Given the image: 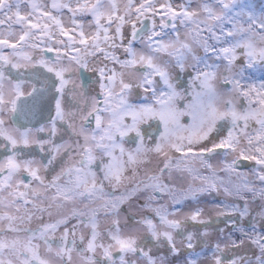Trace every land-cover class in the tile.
Masks as SVG:
<instances>
[{"label": "snow or ice", "instance_id": "snow-or-ice-1", "mask_svg": "<svg viewBox=\"0 0 264 264\" xmlns=\"http://www.w3.org/2000/svg\"><path fill=\"white\" fill-rule=\"evenodd\" d=\"M200 11L204 14L203 18H200ZM200 11L190 10L184 5L178 10L171 0L162 3L160 0H127L123 9L118 0H51L50 3L44 0H0V140L6 142L5 149L10 146L12 150L10 155L0 159V209H3L0 211V264H49L40 254L41 242L48 252L56 244V254L61 259L67 255L70 264L71 252L77 249V239L81 244L85 242L83 235L78 238L76 235L81 225L91 229L86 245L78 249L85 264H137L136 260L126 259L129 255L142 257L147 264H156L135 236L122 234L118 219L113 220L112 228L102 238L97 231L96 213L99 209L89 210L87 207L88 203L113 195L105 191L106 184L115 189L129 179V171L134 178L142 166L150 162L148 157L152 153L163 157V167L159 168V175L153 174L147 180L138 181L134 190L143 186L154 192L171 191L168 185L161 182V177L166 171L179 168L182 164L190 173L196 172L190 166L193 160H198L211 172L209 176L193 177L203 181L199 190L215 189L216 172L209 161L213 156L221 155L233 157L231 162L224 163V170L228 172L235 173L241 161L254 162L257 179L264 183V80L257 84L244 75L246 69L257 64L264 65V13L257 15L245 0H204ZM65 14L70 27L64 23ZM157 16L160 17L159 31ZM85 17H91L88 21L90 31L87 32ZM177 21L185 27L194 26L193 39L206 54L211 53L216 59L226 61V97L217 92L213 84L218 65L197 62L193 82L198 80L200 87L188 97L177 90L168 71L156 62L159 53L167 52L177 43L191 51L189 44L180 41ZM125 25L131 26L126 45ZM166 28L175 33V39L167 43L163 39ZM136 41L145 43L147 54L137 53L133 47ZM118 47L123 48L126 59L121 60L114 51H110ZM36 52L42 55L37 58ZM47 53L55 55L46 58L44 54ZM97 54L119 64L121 70L117 72L107 65L98 67V96L91 101L85 100L82 108L77 105L76 111L66 114L63 99L70 78H66L69 68L62 62L66 60L69 64L87 68L88 57ZM176 56L178 65L183 68L184 52L177 50ZM237 61H241V67L232 72ZM201 63L203 71L199 70ZM29 67L34 71L29 79H25L21 69L27 71ZM39 68L45 71H37ZM124 69L139 72L141 78L135 83L126 82ZM13 70L20 78L12 75ZM6 81L8 88L5 87ZM26 84L30 85L29 91L25 89ZM161 84L163 87H160ZM134 89L142 90L143 102L129 99ZM71 92L80 97L84 95L77 92L75 84ZM46 96L55 101V116L50 119L53 136L57 121H64L66 115L72 120H80L79 129L73 128L78 137L74 144L51 145L53 155L49 164L62 148L69 159L61 171L47 182L39 174L40 169L33 166L35 161L20 159L21 152L17 151L33 143L31 130L9 129L4 119L9 112L23 115L26 109L49 103L50 100H45ZM181 100L186 101L182 107ZM182 117H188L190 121L181 123ZM152 121L162 125L163 130L159 132L154 146L148 147L145 144L146 129L142 126H151ZM221 121L226 126L217 127ZM69 127H72L71 123ZM37 131L44 129L41 127ZM133 133L134 147L127 149L125 143ZM35 143L43 150L44 144L50 141L37 140ZM169 152L179 155L172 156ZM32 181L44 189V198L52 201L47 207H37L36 201L41 199L42 194L32 187ZM243 187L255 191L249 188L246 180ZM49 190H54L51 197L46 195ZM240 190L236 188L237 192ZM189 191L194 197L197 190L190 188ZM224 191L227 193L230 190L225 187ZM260 194L264 196V189L260 190ZM127 195L125 191L121 199H108L102 207L115 215L118 204ZM77 202L84 204V209L73 208L69 215L43 222L34 229L23 227L35 215V211L29 210V205L40 213L52 215L50 209L53 203L61 208ZM175 202L180 203L179 200ZM154 211L160 226L172 230L181 228V220L168 219L174 213L164 209ZM202 211L197 209L186 219L205 223L199 220ZM230 211H237L236 206H231ZM245 214L246 210L240 212L242 217ZM73 219L77 222L70 224ZM141 223L152 239L163 237L171 250L177 251L170 231H160L158 224L150 218ZM61 226L63 233L56 240L55 233ZM9 233L13 235L9 237ZM250 239L264 253V236ZM186 240V247L193 249L191 233ZM241 244L243 240H234L231 246L236 248ZM97 249L102 254L100 259L95 255ZM199 257L200 253H191L186 264H198ZM212 259L213 264H248L243 257L226 258L219 244L215 245Z\"/></svg>", "mask_w": 264, "mask_h": 264}, {"label": "rangeland", "instance_id": "rangeland-1", "mask_svg": "<svg viewBox=\"0 0 264 264\" xmlns=\"http://www.w3.org/2000/svg\"><path fill=\"white\" fill-rule=\"evenodd\" d=\"M45 3H50L51 0H44ZM127 0H118V3L123 9L124 4ZM139 2V0H138ZM164 2V0H160ZM204 0H171L173 7L179 10V6L184 5L193 11H200L201 5ZM245 3L250 7L257 15L264 13V0H245ZM22 9L24 4H21ZM26 10V9H25ZM204 14L200 11V18H203ZM79 19V17H78ZM91 17H85V31H90L88 27V21ZM64 23L66 26L70 27V22L68 15L65 14L63 17ZM157 21V31L160 30V17H156ZM177 23V29L179 31L180 41L182 43H187L191 46V51L189 52L186 49L180 47V44L177 43L173 47L169 48L167 52H161L156 57V62L162 65L170 74L172 83L177 87V90L185 93L190 97L193 91L199 90V81L193 82V77L196 75L197 69L195 68L198 61H206L208 64L218 65L216 69V79L213 81L214 87L217 92L227 96V86L224 83V78L228 75L226 69V61L218 60L211 53H205L203 47L197 44L192 35L193 25L187 27L181 25L179 21ZM139 26V25H138ZM124 44L128 43L130 39L131 26L125 25L124 29ZM165 35L163 37L164 42L167 43L170 40L175 39V33L172 32L171 28L164 29ZM146 40V37H145ZM133 47L136 49L137 53L147 54L148 49L145 43L141 41H136L133 44ZM179 50L184 52L185 58L183 60V68L180 67L177 63L176 51ZM5 51H9L5 49ZM115 55L118 56L121 60L127 58L126 53L123 48H116L114 50ZM171 53V54H169ZM38 58L42 55L39 52H36L35 55H38ZM46 58H53L54 53L44 54ZM69 71L65 74L66 78H70V83L66 89L65 97L63 99V107L65 113H70V110L73 112L76 111L77 105L79 107L84 106V101L88 100L89 96H93L92 85L89 87L91 93L87 94V91H83L78 84L77 77V65L74 63L69 64L68 61H63ZM102 65H107L108 68H115L119 72L120 65L113 63L110 60H105L101 54H97L95 57H88V66L83 68L88 72L93 79L94 85H97L99 82V76L96 77L95 74H98L96 69ZM241 67V61H237L232 68V72L239 70ZM31 68V67H29ZM44 72L42 68L37 69V71ZM199 70L203 71L204 65L200 64ZM254 70L257 71L259 79L264 80V65L257 64L254 67ZM24 70L22 69L21 72ZM29 73L25 74V79L31 77V72L34 70L31 68L27 70ZM13 72V71H12ZM125 81H132L133 83L137 82L141 78L139 72L133 71L132 69H124ZM46 73V72H45ZM85 73V72H83ZM51 75V74H49ZM157 79H159L157 77ZM73 84L76 85L77 92L82 93L83 97L74 95L71 92ZM27 85V84H26ZM162 85V84H161ZM160 85V86H161ZM6 88L9 85H5ZM98 89V88H97ZM117 90H119L117 88ZM100 91V86H99ZM66 95L71 96L70 99ZM144 93L140 89H134L129 99L132 102H143L142 97ZM75 97H79L81 100L78 103H74ZM150 98V96H149ZM185 100H181L180 106L182 107L185 103ZM239 106V105H238ZM8 113L4 116L7 126L9 129L19 128L12 126L10 121L7 119ZM190 118L182 117L181 123H188ZM63 122V125H56V130L63 131V134L60 135L59 131L55 132L53 136L51 134V125L40 126L35 129H31L30 139L33 143L30 144L28 148H18L17 151L21 152L20 159L34 160V167L40 169L39 174L44 178L45 182L51 180L56 176L61 169L65 166V161L69 159L68 156L64 155L63 148L61 152L56 155V159L51 160L52 156L48 157L45 155L44 149H49V153L53 155L52 144L58 145H72L77 140V136L73 132V128L79 129L80 122L77 118L72 120L71 116L66 115V119ZM69 123L72 124V127H69ZM226 126L225 122L221 121L218 123L217 127ZM43 127L44 131L38 132L37 129ZM142 128L146 129L145 135V144L148 147L154 146V141L159 139V132L163 130L162 125H159L158 122L152 121L151 126L143 125ZM215 135V133L213 134ZM135 134H132V137L127 139L125 143V148L132 149L134 147L133 137ZM37 140L50 141L43 146V150L39 145L35 143ZM4 142L3 140H0ZM5 151H12L10 146ZM30 153V154H29ZM169 155L177 156L169 152ZM232 156H213L210 159V163L213 165V169L216 172V188L199 190L203 185V181L199 178L194 179V176H209L211 174L210 170L203 167L198 160H193L190 162V166L196 169V172L187 171L185 165H181L179 168L173 167L171 170L166 171L161 177V182L169 186L171 191L164 192H154L153 189H145L141 186L139 189H135V185L138 181L147 180L148 176L156 174L159 175V168L163 167V157L157 156L152 153L149 155V163L144 164L139 173L133 178L131 171L128 172L129 179L125 180L122 184L117 186L115 189L105 186V191L112 193L111 197H105L104 199L96 200L92 203H88V209H99L96 213L97 220V231L101 234V237L104 238L106 232L112 228L113 220H119L121 232L123 235H133L137 238L138 244L141 247H144L145 251H148L149 254L153 257L156 264H186V261L189 259L191 253H200L198 264H213V250L215 245L219 244L221 248L224 249V255L226 258L232 257H243L246 259L248 264H264V253L261 252L258 245L252 243L250 237H257L259 234H264V196L260 194V190L264 189V183H261L254 172L255 164L252 161H247V164L242 168H236V172H228L224 170V163L231 162ZM175 164V159L173 160ZM99 164V162H98ZM47 166V167H45ZM96 167V166H94ZM239 173L240 175H238ZM99 175V173H98ZM30 179V178H29ZM248 182L250 189H255V191L244 189V181ZM32 187L36 188L40 192L41 199L36 201L37 207H47L52 201L50 199L44 198V189L35 181H32ZM228 187L229 192H225L224 188ZM239 187L241 190L236 191V188ZM195 189V195L193 197L189 189ZM54 190H49L46 195L51 197ZM127 191L128 195L123 196L121 202L118 204V213L115 215L109 214L102 205L108 199H121L122 194ZM179 200L180 203L175 201ZM235 205L237 211L231 212V206ZM29 210L35 211L30 223H25L23 227L36 228L43 222H52L57 219L62 218L64 215H69L73 208L77 210L84 209L85 205L77 202L76 204H68L61 208H58L54 203L50 209L52 215H48L47 212L40 213L35 209H32V206L29 205ZM155 209H164L168 212L174 213L173 215L168 216V219H178L181 220L182 226L180 229H165L163 226L159 225V217L156 216ZM197 209H202V215L199 217V220H203L205 223L193 222L187 220L186 217L190 216L192 212ZM246 214L242 217L240 215L241 211H245ZM3 211V209H0ZM221 213H224L223 215ZM230 213V214H229ZM42 216V219L40 218ZM145 218L153 219L154 223H157L160 231H170L173 236V243L177 249L176 252L171 250V246L168 241L161 237L159 240L152 239L148 233L146 227L141 223ZM86 220L87 217H84ZM77 221L75 219L70 221V224H75ZM2 226V225H0ZM63 226L55 233V239L58 240L61 234L63 233ZM90 226L85 227L81 225L77 229V238L80 235L85 237L84 244L79 242L77 239V249H74L71 252V261L70 264H85L82 256L80 255L78 249L83 248L89 238ZM245 231L248 235L238 234L239 232ZM188 233L193 235V249H188L186 247L187 240L186 237ZM11 233L8 234L11 237ZM23 235V233H21ZM241 241L243 244L239 247L233 248L231 246L232 241ZM106 242V241H105ZM53 250L51 252L47 251L46 246L41 242L40 254L42 258L46 259L49 264H69L67 262V255L61 259L60 256L56 254L57 246L56 244L52 245ZM96 257L98 259L102 258L101 251L97 249ZM116 256V253H113ZM118 259V256L116 257ZM129 260H136L137 264H147V261L142 257L129 255L126 257Z\"/></svg>", "mask_w": 264, "mask_h": 264}, {"label": "flooded vegetation", "instance_id": "flooded-vegetation-1", "mask_svg": "<svg viewBox=\"0 0 264 264\" xmlns=\"http://www.w3.org/2000/svg\"><path fill=\"white\" fill-rule=\"evenodd\" d=\"M37 58L39 56L36 55ZM79 66L77 67V77H78V84L80 86L81 89H83V91H87V94L91 93V89L89 88L91 85L93 87L92 92H94L93 96H89L87 99L88 101H91V99L93 97H97L99 94V82L97 83V85H94L93 83V79L92 76L86 72L83 68V72L85 73H80L79 74ZM31 70V68H29ZM22 71V69H21ZM40 71V70H39ZM28 71H23V78H25V74H28ZM32 73V72H31ZM46 75H49L48 73H45ZM12 75L14 77L20 78L19 74L13 70ZM96 77H98V74H95ZM7 81L5 82V85H7ZM160 87H163V85H161ZM98 88V89H97ZM25 89L26 91L30 90V85L27 84L25 85ZM118 91V90H117ZM83 93V92H82ZM67 98L70 99L71 96L66 95ZM45 100H50V97L46 96ZM80 98L79 97H75L74 100H72L75 104L80 102ZM29 111H31L29 114L24 115L23 119H25L26 121H23L18 114L17 115H13L11 112L8 113L7 115V119L8 121H10L12 126H16L19 127L21 129H35L38 128L40 126H46V125H51L50 123V119L51 117L55 116V101L54 100H50L49 103L44 104L43 106L38 104L35 107H32ZM70 112H73L72 110H70ZM80 122V120H79ZM56 125H63L62 121H57ZM59 131V130H56ZM59 134L62 135L63 131H59ZM6 142H1L0 141V159H3L6 155H10L11 151H5V147L4 144ZM45 151V155H47L48 157H46V159H48L49 157H51V153H49V149H44ZM30 154V153H29Z\"/></svg>", "mask_w": 264, "mask_h": 264}, {"label": "trees", "instance_id": "trees-1", "mask_svg": "<svg viewBox=\"0 0 264 264\" xmlns=\"http://www.w3.org/2000/svg\"><path fill=\"white\" fill-rule=\"evenodd\" d=\"M244 75L247 76V77H250L251 80L254 81V82H256L257 84L261 81L259 79V77H258L257 71L254 70V67L253 68H250V69H246L245 72H244ZM238 234L248 235V234H246L245 231L239 232ZM259 236H264V234H259L257 237H259Z\"/></svg>", "mask_w": 264, "mask_h": 264}, {"label": "water", "instance_id": "water-1", "mask_svg": "<svg viewBox=\"0 0 264 264\" xmlns=\"http://www.w3.org/2000/svg\"><path fill=\"white\" fill-rule=\"evenodd\" d=\"M83 72V69L82 68H79V74L80 73H82ZM18 116L23 120V121H26L25 119H23V118H25V117H23V115H19L18 114ZM246 165V161H241L238 165H237V167H244Z\"/></svg>", "mask_w": 264, "mask_h": 264}, {"label": "bare ground", "instance_id": "bare-ground-1", "mask_svg": "<svg viewBox=\"0 0 264 264\" xmlns=\"http://www.w3.org/2000/svg\"><path fill=\"white\" fill-rule=\"evenodd\" d=\"M31 111H29V109H26L25 110V114H23V116L24 115H26V114H29ZM246 164H247V161H246ZM236 168H238V169H242L243 167H236Z\"/></svg>", "mask_w": 264, "mask_h": 264}]
</instances>
